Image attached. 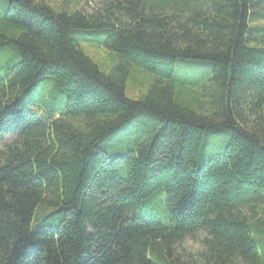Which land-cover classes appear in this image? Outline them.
<instances>
[{
	"label": "trees",
	"instance_id": "1",
	"mask_svg": "<svg viewBox=\"0 0 264 264\" xmlns=\"http://www.w3.org/2000/svg\"><path fill=\"white\" fill-rule=\"evenodd\" d=\"M260 18L264 0H0V264H264Z\"/></svg>",
	"mask_w": 264,
	"mask_h": 264
},
{
	"label": "rangeland",
	"instance_id": "2",
	"mask_svg": "<svg viewBox=\"0 0 264 264\" xmlns=\"http://www.w3.org/2000/svg\"><path fill=\"white\" fill-rule=\"evenodd\" d=\"M54 1H56V0H51V2H54ZM74 1L75 0H72V2H74ZM255 24L260 25V26L261 25L264 26V18L257 19L255 21ZM77 33L78 32L73 33L74 36ZM80 44L85 49V51L88 54H90L95 60L103 59L102 64L98 62L101 69H105V67L108 66V64L110 63V60H108V57H106L107 51L104 48H94L90 44L89 41H84V40H81ZM1 65H3V64H0V72L4 71V69L8 68V66H1ZM190 68L188 69L189 71H191ZM206 69H207V66L199 65V66H196L194 68V70L193 69L192 70L197 75V74L202 73ZM147 78L148 77L146 74H144L142 72H138L136 75V79L133 81L134 83L131 87H130V85H131L130 81L127 82V95L128 96H132V95L137 96L139 94V89L144 91V85L146 84ZM36 90L39 93V97L34 98V99L30 100L29 102L34 103L36 105H39L40 107L45 108V109H51L52 100H51V96H50V87H47V86L44 87V85H40L39 87L36 88ZM48 211L49 210H45V213ZM40 221H41V219H40ZM197 236H201V235L197 234ZM186 245L190 248H196L198 246L193 239H188L186 241Z\"/></svg>",
	"mask_w": 264,
	"mask_h": 264
}]
</instances>
